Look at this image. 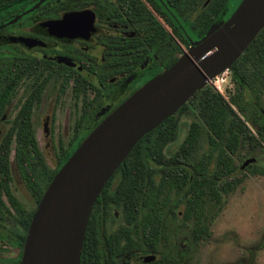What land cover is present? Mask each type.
Returning a JSON list of instances; mask_svg holds the SVG:
<instances>
[{
  "label": "trees",
  "instance_id": "1",
  "mask_svg": "<svg viewBox=\"0 0 264 264\" xmlns=\"http://www.w3.org/2000/svg\"><path fill=\"white\" fill-rule=\"evenodd\" d=\"M11 1L14 0H0V8ZM35 1L26 3L30 6ZM19 12L6 13L5 20ZM208 26L205 24L204 29ZM183 43L187 45L188 41ZM51 72V66L29 57H15L9 67L0 70V118L22 83L28 78L30 82L0 141V221L19 223L22 233L17 243L21 252L36 207L28 210L12 192L11 151L37 205L56 172L90 132L76 133L55 170L43 163L31 115L46 83L44 74ZM230 80L232 89L227 99L207 84L136 143L94 203L80 264L85 254L96 257L95 243L100 240L96 226L108 215L115 219L113 210L119 213L120 223L116 230L104 235L110 251L122 250V242L136 253L157 251L166 238V213L169 211L177 219L179 206L183 223L189 225L190 239L196 243L210 235V225L223 207L224 196L244 180L247 172L264 174V166L257 159L240 169L244 160L254 157L256 149L264 145V27L231 65ZM67 86L65 83L62 88ZM122 101L114 103L111 110ZM184 116L191 118L187 131L176 149L167 154L165 150L177 139ZM21 252L13 264H19Z\"/></svg>",
  "mask_w": 264,
  "mask_h": 264
},
{
  "label": "flooded vegetation",
  "instance_id": "2",
  "mask_svg": "<svg viewBox=\"0 0 264 264\" xmlns=\"http://www.w3.org/2000/svg\"><path fill=\"white\" fill-rule=\"evenodd\" d=\"M26 1L14 0L0 8V47H12L16 57H29L51 66L52 72L44 74V77L50 76L49 79H56L63 86L69 83L67 88L72 85L75 89H86L87 86L96 89L92 93L98 97L94 98V105L88 112L74 111L76 118H84L77 135L83 134L85 130L91 132L100 123L94 125L95 122L102 121L113 111L111 106L114 103L121 99L124 101L149 79L170 67L193 43L203 38L212 25L227 20L241 2L233 0L229 4L230 0H45L32 11L23 14L39 0L24 8ZM14 8H18L20 12L5 20V14L16 11ZM71 14L80 16L73 23L63 27L62 36L65 40L55 35L60 34L59 29L48 30L44 27L46 22L60 21ZM18 15L20 17L17 21L8 23ZM25 15L28 18L22 22L21 18ZM205 24H209L206 29ZM9 37H20L25 41H6ZM183 40L188 41V44H184ZM33 83L31 80V84ZM81 96L82 103H86V94L81 93ZM35 107L36 105L32 108V114ZM4 116L3 114L0 120H4ZM31 120L34 127L32 115ZM44 131L48 132L46 122ZM68 150L69 147L64 149V152ZM13 163L15 164L14 161ZM9 167L11 185V161ZM11 189L15 195L12 187ZM28 193L32 197L29 191ZM37 205L35 203L34 207ZM112 214L115 219L108 215L96 226L100 237L99 242L95 243L96 257L92 259L85 254L83 264H165L160 262L156 255L160 244L155 252L136 253L133 247L126 248L122 242V250L110 251L104 235L116 230L120 223L118 212L113 210ZM5 221L10 220L0 223ZM13 222V236L19 250L15 257H9L10 264L14 263L21 252L17 240L22 228L18 222ZM143 257H148L149 261H142Z\"/></svg>",
  "mask_w": 264,
  "mask_h": 264
},
{
  "label": "water",
  "instance_id": "3",
  "mask_svg": "<svg viewBox=\"0 0 264 264\" xmlns=\"http://www.w3.org/2000/svg\"><path fill=\"white\" fill-rule=\"evenodd\" d=\"M78 16L46 22L44 27L59 29L60 34L55 35L65 40L63 27ZM263 27L264 0H241L227 20L212 25L170 67L149 79L100 121L43 192L27 229L19 264H80L94 203L115 170L145 134L172 116L215 75L230 69ZM6 41L25 39L9 37ZM255 161L254 157L244 160L240 169ZM116 183L117 179L112 189Z\"/></svg>",
  "mask_w": 264,
  "mask_h": 264
},
{
  "label": "rangeland",
  "instance_id": "4",
  "mask_svg": "<svg viewBox=\"0 0 264 264\" xmlns=\"http://www.w3.org/2000/svg\"><path fill=\"white\" fill-rule=\"evenodd\" d=\"M231 1L233 0H230L229 4ZM28 6L29 4L25 3L24 7ZM17 9L14 8V10ZM26 18L28 16L25 15L21 21L24 22ZM13 53L12 47H0V70L10 66L16 57ZM49 78L50 76L46 77L42 95L32 116L38 152L43 163L50 170H55L65 155L64 149L70 147L79 127L84 123V118H76L74 111L88 112L87 110L94 105L93 100L98 95L94 96L92 91L96 89L88 86L86 89L78 90L71 85L63 89V85L58 80ZM29 84L28 78L16 91V95L4 111V120H0V141L9 127V121L17 112L20 97L26 92ZM81 93L86 94V103H82ZM190 120L191 118L187 116L181 118L178 137L166 148L167 154L173 152L182 141ZM45 122L48 132L44 131ZM86 132L87 130L84 134ZM254 157L260 165L264 166V145L256 149ZM10 161L13 176L11 187L17 198L30 210L29 208L35 206V200L28 193L13 163V150L10 153ZM181 215L182 206H179L177 219H174L169 211L166 213V238L161 241L159 252L156 254L160 262L165 264H264V174L247 172L244 180L224 196L223 207L210 225V235L199 242L191 241L189 225L183 223ZM13 226L14 222L11 220L0 223V264H10L9 257H15L18 254Z\"/></svg>",
  "mask_w": 264,
  "mask_h": 264
},
{
  "label": "built area",
  "instance_id": "5",
  "mask_svg": "<svg viewBox=\"0 0 264 264\" xmlns=\"http://www.w3.org/2000/svg\"><path fill=\"white\" fill-rule=\"evenodd\" d=\"M210 84L219 94L227 99L232 88L230 80V69H226L209 80ZM229 87V88H228Z\"/></svg>",
  "mask_w": 264,
  "mask_h": 264
}]
</instances>
